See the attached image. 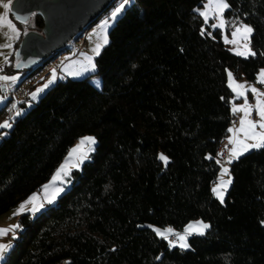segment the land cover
Listing matches in <instances>:
<instances>
[{"label": "trees", "instance_id": "obj_1", "mask_svg": "<svg viewBox=\"0 0 264 264\" xmlns=\"http://www.w3.org/2000/svg\"><path fill=\"white\" fill-rule=\"evenodd\" d=\"M205 1L133 0L96 57L101 87L59 79L15 119L0 141V216L49 181L80 137L97 144L55 203L19 217L2 264H264V148L230 163L223 202L212 190L233 121L228 73L255 80L264 67V0H227L226 18L253 28L248 57L205 24ZM11 15L23 33L6 76L26 72L17 48L44 26L37 12ZM197 219L210 227L188 249L151 227L181 231Z\"/></svg>", "mask_w": 264, "mask_h": 264}, {"label": "rangeland", "instance_id": "obj_2", "mask_svg": "<svg viewBox=\"0 0 264 264\" xmlns=\"http://www.w3.org/2000/svg\"><path fill=\"white\" fill-rule=\"evenodd\" d=\"M132 1L133 0H130V3H128L125 6L122 12L119 13L118 16L114 20L111 19V13L112 11H114L115 7H118L119 4L123 2V0H117L115 4L110 6L107 11L103 12V14L95 22L87 25L86 27L87 36H86L84 47L79 51L78 48H76L75 44L71 43L69 47L70 55L68 59L61 64L60 71L55 72L56 78L52 80V76H53V73H52L50 77L45 78L44 80L39 82L29 93V98L26 100L24 106H20L21 102L18 103L13 99L11 90L2 87V83H0V124H3L5 120H8L9 123H11L13 126L15 119L23 115L30 107L35 105L40 100L41 96L44 93H46V91L50 87H52L59 79H65V78L80 79V78H84L87 76H91L90 81L96 87L100 88L101 87V77L98 74H96V70H97L96 57L100 54L103 47L108 44L109 31L111 27L115 24L116 20L122 15L126 7L132 3ZM6 2L7 0H0V15H3V13L5 12V9L3 8L2 5L3 3H6ZM219 2L220 0H206L204 5L202 7L197 8L196 10L202 15L205 21V24H209L213 28L221 29L222 34H223V39L236 54L238 52L245 51L244 45L248 43V41L242 38V35H243L242 33L238 34L235 37L236 43L228 42V41L233 40V35H232L233 32L230 33L226 29L227 18H226L225 12L228 8L224 9L222 13L216 11L215 5ZM224 2L228 4L227 0H224ZM210 4H211V7H207ZM205 12H207V19L205 18V15L202 14ZM9 19H11L15 23V19H13L11 12L9 13ZM106 20L108 21L107 24L104 23ZM221 22H223V27H220ZM242 24L249 25L252 28L251 24L247 22H242L241 25ZM241 25L238 27H241ZM16 36H17V32H13L6 25H0V68L2 65H4L6 62L10 60V57L14 50V38ZM105 40H107V43H105ZM7 45H10V47ZM97 46H99L98 54H97ZM250 48L253 51L251 43H250ZM241 56H244V55H241ZM248 56H244V57H248ZM262 70H264V67L259 70L255 80H248L245 78L237 79L233 75L232 72H231L232 80L230 81V79H228V84L229 86L231 84L230 88L232 91H233V87H235L236 84L245 85V88L239 89V91H245V89H248L247 91H245V95L247 96V103L252 106V112L249 118L252 119L253 121H259L260 117L255 107L257 104V94L252 93L250 89L256 88L258 93H264V83H261V79H260V73ZM5 76H6L5 74L2 75V73H0V77H5ZM19 76L20 75H7V77H15V78H18ZM49 80H52V82L49 83ZM7 81H10V79ZM46 84L48 86L44 87V85ZM40 88H43V91L37 93V89H40ZM32 93H37V94L35 97H33ZM259 99L264 100V95L259 96ZM244 104H245V97L244 96L237 97V93L233 91V97L231 100L232 111H233L234 106L239 108L241 105H244ZM18 112H19V115H17ZM235 115H238V117L240 118V121L242 118H244L243 111H235V112L233 111V117ZM240 121L239 123H237L236 121L235 122L232 121L229 129H234L235 131H229L227 137L224 139L225 142L223 141L224 144L223 143L221 144V148H223V150L225 151V155L221 156V154H219V157H218V161L221 165V169H220L217 179L215 180L213 184L212 190L217 189L218 191L222 192L223 201L225 200L228 189L230 188L231 183H232V175L230 173V163L234 159H237V158H233L231 159V162H229V157L231 155V149L233 147H236L235 144L230 143L229 138L244 140V133L239 131V129L241 128ZM11 128L0 127V141L9 135V131ZM256 131H264V130L258 127ZM84 137H94L95 138V136L92 134H86L80 137L70 148L69 152L67 153V156L65 157L63 162L59 165V167L56 169V171L54 172V174L52 175L49 181L43 184V186L40 189L36 190L28 198L21 201L18 205H16L9 212L0 216V229L9 228L12 225L20 226L19 217L23 213H26V212H23L17 215H13V214L18 212L21 204H25L26 210L32 209L35 206L38 208L37 212H39L45 209L48 205L55 203L58 200V198L70 188L71 183H72V179H71L72 171L75 169H80L82 165L91 158V153L97 144L96 138H95L94 144L89 141H85V143L82 146H80L76 152H72V149L77 148V146L80 145L82 138ZM254 142L255 141H251V140L247 141V143H254ZM256 149H259V148H256ZM252 150H255V149H251L249 151H252ZM248 152H244L242 155ZM161 155L167 158L165 154L161 153L160 156ZM167 160L168 158L164 161L166 162ZM61 166H63L64 171L60 173L59 178L54 180L53 178L56 177V174L58 170L61 169ZM224 169H227L228 171L225 173ZM228 180H231V183L227 184V186L225 187L221 182L222 181L226 182ZM45 185L48 186L47 190H45L44 188ZM60 189H63V190L60 191ZM213 194L215 195V197L220 199L214 191H213ZM34 195L36 196L35 201H32L30 203H25L26 201H29L30 198ZM49 201H53V202H49ZM41 204L43 205V207H39ZM199 222H203V224H207L210 226L209 222L204 221L202 219L193 220L189 222L184 227V229L181 231L172 229L173 230L172 233L166 234L167 235L166 239L168 241H172L175 244V246L180 247L179 245L181 242L179 241V237L176 234L179 233L183 235L185 234L186 230H188L191 233L187 235V240H186L189 247L182 248V249L190 248L189 237L192 235H203L209 228L208 227L206 229H203V234H199L196 231L197 229L202 227ZM189 225L192 226L191 229H189ZM151 227L154 230L155 229H160L161 231L165 230L164 228L156 226V225H151ZM20 230H21V226L15 231H20ZM14 243H15V238L8 236V233L0 234V244L9 245V247L3 250L2 258H0V264H2L7 254L9 253L11 248L14 246ZM63 264H65V262Z\"/></svg>", "mask_w": 264, "mask_h": 264}, {"label": "water", "instance_id": "obj_3", "mask_svg": "<svg viewBox=\"0 0 264 264\" xmlns=\"http://www.w3.org/2000/svg\"><path fill=\"white\" fill-rule=\"evenodd\" d=\"M115 0H13L12 14L20 21L39 13L41 32L30 30L23 36L16 54L19 67L31 69L63 48L81 30L99 18Z\"/></svg>", "mask_w": 264, "mask_h": 264}, {"label": "snow or ice", "instance_id": "obj_4", "mask_svg": "<svg viewBox=\"0 0 264 264\" xmlns=\"http://www.w3.org/2000/svg\"><path fill=\"white\" fill-rule=\"evenodd\" d=\"M130 3V0H123L122 3L119 4L118 7H115L114 11H112L111 13V19H115L119 13L122 12V10L125 8V6ZM3 8L5 9V12L3 13V15H0V25H6L8 28H10L13 32H17V28L15 23H13V21L11 19H9V13L12 11L13 8V4H12V0H7L6 3H3ZM207 7H211V4ZM229 5L227 3L224 2V0H220L219 3H217L215 5V9L218 12H223L224 9L228 8ZM203 15H205V18L207 19V12L202 13ZM17 19H20L19 17H17ZM25 22L26 19H25ZM105 24L108 23V21L106 20L104 22ZM220 27H223V22H221ZM253 32V29L246 24H242L241 27L236 28V31L233 32V40L228 41L229 43H236V39L235 37L238 34H243L242 38L246 41H248V43H246L244 45L245 51L243 52H238V55H244V56H255L256 53L254 51L251 50L250 48V38H251V34ZM227 39V38H226ZM105 43H107V40H105ZM10 47V45H7ZM99 52V46H97V54ZM229 79L230 81L232 80V73L229 72L228 73ZM55 77V70H53V76H52V80H54ZM3 79L8 80V79H16L15 77H3ZM260 79H261V83H264V70L261 71L260 73ZM52 80H49V83L52 82ZM48 85H44V87H47ZM231 86V84H230ZM245 85L243 84H236L235 87H233V91H235L237 93V97L239 96H244L245 97V104L241 105L239 108L237 107H233V111H243L244 112V118L241 119L240 124H241V128L239 129L240 132L244 133V140H238V139H233V138H229L230 139V143L235 144L236 147H233L231 149V155L229 157V162H231V159L233 158H239L240 155H242L244 152H248L251 149H256V148H264V131H256V129L259 127L260 129L264 130V100H260L259 96L264 95V93H258L256 88H251L250 91L252 93H256L257 94V104H256V110L258 111L260 120L259 121H253L252 119H250V115L252 112V106L249 105L247 103V96L245 95V91H247L248 89H245V91H239V89H244ZM43 91V88L37 89V93ZM37 93H32L33 97L36 96ZM17 115H19V112L17 113ZM14 119V118H13ZM246 125V127H245ZM0 127H4V128H11L12 124L9 123L8 120H5L3 122V124H0ZM229 131H235L234 129H229ZM248 140L251 141H255L254 143H247ZM85 141H89L91 143H95V138L94 137H84L82 138L80 145L77 146V148H73L72 152H76L77 149L82 146ZM161 159L166 160L167 158L164 157L163 155H161ZM64 171L63 166H61V169L58 170L56 177H54L53 179H57L60 177V173ZM228 170L224 169V172L226 173ZM225 187L227 186V184L231 183V180H228L226 182L222 181L221 182ZM45 190H47L48 186L45 185L44 186ZM63 189H60V191H62ZM213 191L216 193V195L220 198L221 202H223V193L218 191L217 189H213ZM36 200V196H32L30 198L29 201H26L25 203H30L32 201ZM51 202V201H49ZM39 207H43V205L41 204ZM25 204H21L20 205V209L18 210L17 213H14L13 215H17V214H21L25 211ZM38 208L37 207H33L32 209H29L28 211L31 212H35L37 211ZM201 224V228L197 229L196 231L199 234H203V229H206L208 227H210L207 224H203V222H199ZM19 225H12L9 228H4V229H0V234H7L10 231H15L19 228ZM192 226L189 225V229H191ZM155 231L157 232L158 235H160L161 237H164L165 239L167 238L168 233H172L173 230L172 229H166L164 231H161L160 229H155ZM191 234L188 230H186L185 234L181 235L179 233H177L176 235L179 237V241L180 243V247L181 248H187L189 247V245L187 244L186 240H187V235ZM170 246H175V244L172 241H169ZM9 247V245H3L0 244V258H2V253L3 250L5 248Z\"/></svg>", "mask_w": 264, "mask_h": 264}, {"label": "built area", "instance_id": "obj_5", "mask_svg": "<svg viewBox=\"0 0 264 264\" xmlns=\"http://www.w3.org/2000/svg\"><path fill=\"white\" fill-rule=\"evenodd\" d=\"M116 1L117 0H115L113 4H115ZM241 23L242 21L240 18L229 17L227 18L226 29L228 32L232 33L236 30L238 26L241 25ZM86 36H87L86 29L81 30L63 48L55 51L53 54L48 56L44 61L40 62L37 65H34L31 69H27L26 72L21 74L18 78L3 82L2 87L11 90L12 97L16 102L19 103L24 101L25 98L31 92V90L39 82L52 75L53 70H55V72L60 71L61 64L65 62L70 55L69 47L71 43H74L79 51L84 47ZM233 121L239 123L240 118L238 117V115H235L233 117ZM223 141L221 142V144L223 143ZM219 154H221V156L225 155V151L223 150V148H221V145L219 149ZM8 236L12 238L17 237L18 232L10 231L8 232Z\"/></svg>", "mask_w": 264, "mask_h": 264}, {"label": "crops", "instance_id": "obj_6", "mask_svg": "<svg viewBox=\"0 0 264 264\" xmlns=\"http://www.w3.org/2000/svg\"><path fill=\"white\" fill-rule=\"evenodd\" d=\"M12 2H13V0H12ZM14 19V18H13ZM14 23V22H13ZM15 25H16V28H17V36L14 38V49H15V45H16V43H17V41L19 40V38L21 37V35H22V33H23V30L21 29V27L17 24V22L15 21ZM13 52H14V50H13ZM0 73H1V71H0ZM2 75H4V74H2ZM9 80V79H8ZM11 80V79H10ZM5 81H7V80H5V79H3V77H0V83H2L3 84V82H5ZM29 98V95H28V97L24 100V105H25V102H26V100ZM51 202H53V201H51ZM29 210V209H28ZM28 210H25L24 212H26V213H30ZM37 211H35L34 213H36ZM26 213H23V214H26ZM32 213V212H31ZM166 229H169V228H166ZM165 229V230H166ZM170 229H172V228H170Z\"/></svg>", "mask_w": 264, "mask_h": 264}]
</instances>
